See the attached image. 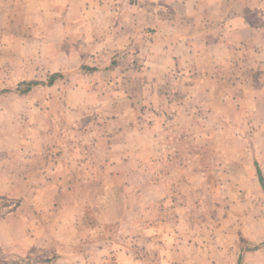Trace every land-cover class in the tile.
Wrapping results in <instances>:
<instances>
[{
    "label": "rangeland",
    "instance_id": "374dc122",
    "mask_svg": "<svg viewBox=\"0 0 264 264\" xmlns=\"http://www.w3.org/2000/svg\"><path fill=\"white\" fill-rule=\"evenodd\" d=\"M233 1L0 0V264H264V0Z\"/></svg>",
    "mask_w": 264,
    "mask_h": 264
},
{
    "label": "crops",
    "instance_id": "0c3cea01",
    "mask_svg": "<svg viewBox=\"0 0 264 264\" xmlns=\"http://www.w3.org/2000/svg\"><path fill=\"white\" fill-rule=\"evenodd\" d=\"M99 1H101V0H96V2H99ZM229 2H234L233 0H229ZM245 0H237L236 1V3L234 4V5H237L236 6V8H237V12H240V11H238V9H239V7L241 8V15H240V23H244L245 25H246V27L248 28V23H247V18L248 17H246L245 15H247V9H246V7H245ZM236 10V9H235ZM235 10H234V12H235ZM245 14V15H244ZM109 19V20H108ZM111 19V20H110ZM106 20L109 22V23H106ZM115 19L114 18H108V17H105L104 18V23L105 24H107V25H112V24H114L115 23V21H114ZM119 21H121V23L119 22L118 24H122V25H125L126 26V28L124 29L125 31L124 32H129V36L132 34V26H131V24L134 22H136V21H132V19L131 18H129V19H124V20H121L120 18L118 19ZM112 27L110 26V28H107V31H109L110 29H111ZM122 29L121 28H119V31H121ZM242 31H247V29L246 28H243L242 29ZM117 32V29H114V34ZM107 36H109L108 34L104 37V41H101V43H100V46L101 47H106V46H108V42H109V40L110 41H112V42H114L115 40L113 39V38H111V39H109ZM120 37H121V35H120ZM243 39H245V37H243L242 38V40ZM243 41H245V40H243ZM120 43V42H119ZM129 43H131V40L129 41ZM262 55H263V53H262Z\"/></svg>",
    "mask_w": 264,
    "mask_h": 264
},
{
    "label": "trees",
    "instance_id": "16d2710c",
    "mask_svg": "<svg viewBox=\"0 0 264 264\" xmlns=\"http://www.w3.org/2000/svg\"><path fill=\"white\" fill-rule=\"evenodd\" d=\"M53 77H54V75H52V76L50 77V80H51V81L53 80ZM259 181L262 183V177H261V175H259Z\"/></svg>",
    "mask_w": 264,
    "mask_h": 264
}]
</instances>
